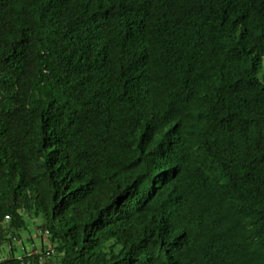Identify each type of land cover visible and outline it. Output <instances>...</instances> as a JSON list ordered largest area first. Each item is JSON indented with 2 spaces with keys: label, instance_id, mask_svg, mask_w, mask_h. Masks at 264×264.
<instances>
[{
  "label": "trees",
  "instance_id": "obj_1",
  "mask_svg": "<svg viewBox=\"0 0 264 264\" xmlns=\"http://www.w3.org/2000/svg\"><path fill=\"white\" fill-rule=\"evenodd\" d=\"M0 224V264H264V0H0Z\"/></svg>",
  "mask_w": 264,
  "mask_h": 264
},
{
  "label": "rangeland",
  "instance_id": "obj_2",
  "mask_svg": "<svg viewBox=\"0 0 264 264\" xmlns=\"http://www.w3.org/2000/svg\"><path fill=\"white\" fill-rule=\"evenodd\" d=\"M31 232H32V235H33V242H34V244L36 245V247L35 248H37V249H40L41 250V239L42 240H46L47 239V235L46 234H44L43 236H41L38 232H37V228H36V226H35V224L34 223H32L31 224ZM40 235V236H39ZM27 233L26 232H24L23 233V240H24V242H25V246H26V248L28 249V250H30L32 247H33V244H32V241L31 240H28V238H27ZM51 243L49 242V243H47L46 244V247L44 246V249H47L48 247H49V245H50ZM22 249V245H20L19 244V248L15 251V254H16V256H20V255H22L23 253H24V251L23 250H21ZM5 254H7V255H9L8 253H5ZM4 255V254H3ZM6 255V256H7ZM52 259V264H56V258H55V255L51 258Z\"/></svg>",
  "mask_w": 264,
  "mask_h": 264
},
{
  "label": "built area",
  "instance_id": "obj_3",
  "mask_svg": "<svg viewBox=\"0 0 264 264\" xmlns=\"http://www.w3.org/2000/svg\"><path fill=\"white\" fill-rule=\"evenodd\" d=\"M6 220H9V216H6ZM0 226H1V224H0ZM35 251V250H34ZM54 249H53V247L52 246H49L46 250H45V254L47 255V256H50V255H53L54 254Z\"/></svg>",
  "mask_w": 264,
  "mask_h": 264
}]
</instances>
